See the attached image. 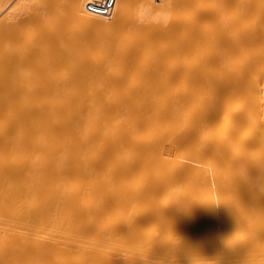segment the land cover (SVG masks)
<instances>
[{"label": "bare ground", "instance_id": "6f19581e", "mask_svg": "<svg viewBox=\"0 0 264 264\" xmlns=\"http://www.w3.org/2000/svg\"><path fill=\"white\" fill-rule=\"evenodd\" d=\"M90 1L0 17V264H264V0Z\"/></svg>", "mask_w": 264, "mask_h": 264}, {"label": "built area", "instance_id": "2783aa9c", "mask_svg": "<svg viewBox=\"0 0 264 264\" xmlns=\"http://www.w3.org/2000/svg\"><path fill=\"white\" fill-rule=\"evenodd\" d=\"M115 0H92L87 3V9L94 13L107 14L111 11Z\"/></svg>", "mask_w": 264, "mask_h": 264}, {"label": "rangeland", "instance_id": "374dc122", "mask_svg": "<svg viewBox=\"0 0 264 264\" xmlns=\"http://www.w3.org/2000/svg\"><path fill=\"white\" fill-rule=\"evenodd\" d=\"M10 1H11V0H10ZM15 1H16V0H15ZM12 2H14V0H12L11 2H9L10 5L8 4V5L3 9V11H1V12L4 13V11L7 10V9L9 8V6L12 5ZM3 13H0V14H1L0 17L2 16ZM189 162H190V161H189ZM190 163H195V166H197V165L199 166V163H198V164H196V162H190ZM193 165H194V164H193Z\"/></svg>", "mask_w": 264, "mask_h": 264}]
</instances>
